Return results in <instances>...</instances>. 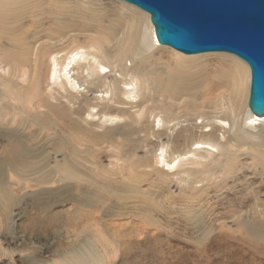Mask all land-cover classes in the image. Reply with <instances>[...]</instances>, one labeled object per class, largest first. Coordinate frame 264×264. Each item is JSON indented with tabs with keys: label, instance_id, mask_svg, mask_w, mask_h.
Returning a JSON list of instances; mask_svg holds the SVG:
<instances>
[{
	"label": "rangeland",
	"instance_id": "1",
	"mask_svg": "<svg viewBox=\"0 0 264 264\" xmlns=\"http://www.w3.org/2000/svg\"><path fill=\"white\" fill-rule=\"evenodd\" d=\"M57 1L35 0L24 14V10L14 8L22 15L10 18H1L3 13L0 8V55L7 50L12 54L18 48L26 47L29 50L34 48L33 53H36L46 42L53 45L55 40L50 39L56 37H69V40L77 36L82 40L87 35L100 32L111 39L102 27H114L115 22L123 18L129 21L135 13L124 8L123 5L129 4L120 0ZM84 31L85 34H82ZM121 33L123 38L119 39H126L127 33L135 35L128 29H122ZM160 55L171 59L165 51ZM222 55L228 54L206 53L199 67L207 70L216 68ZM143 58L144 55H137L132 66L139 63L135 69L149 77H155L153 72H171L169 85L173 92L177 84L183 83L182 78L194 75L198 70L197 67L185 68L180 64L174 66L175 70L153 67L156 57ZM0 76H4L0 77L2 93L10 86L8 82H3L7 80V71L0 70ZM26 82L22 80L21 86L26 88ZM207 90L208 86L200 85L196 94L200 98L203 92H207L204 99L217 93L224 96L230 94L224 89L213 94ZM154 97L147 104L149 107L161 102L158 94ZM0 102L3 105L0 110V144L6 143L9 132L22 135L38 132L34 126H25L26 121L23 126L22 114L26 106L14 93L10 99ZM114 106L127 111L117 125L127 123L139 129L134 138H129L131 142L122 143L121 138L108 141L72 131L66 132L68 140L64 142L62 137L54 138L51 131L39 133L36 139L33 138L32 144L36 147L45 145L52 174L50 179L56 180V183L45 187L57 190L74 183V177H66L54 169L56 163L68 160L74 175L82 178L80 191L66 189L70 199L53 208L51 227L48 229L52 231V237L37 240L28 236V232L20 229L23 218L18 208L12 210V222L0 212V264H51L59 261L60 256L54 255L52 248L45 250L40 258L34 251L39 253L42 247L55 244L62 231L78 227L93 229L94 235L103 241L106 250L103 264L109 261L112 264H264V160L259 156V150L230 147L234 153L246 154L241 153L226 172L211 178L208 170L195 172L192 182L186 178L165 177L156 172L162 163L155 165L152 157L155 153L160 154L161 146L166 148L171 145L176 131H166L164 136L157 137L161 128L148 114L136 113L138 108L129 105ZM177 112H186L183 105ZM92 122L95 132L102 134L106 131L98 129L100 122L97 120ZM151 123L155 131L153 134ZM114 126L112 123L111 127ZM66 146L68 150L64 149ZM17 173L22 175L19 171ZM60 177L67 183L58 182ZM11 181L16 182L15 179ZM135 188L144 193L135 192ZM31 189L25 193L38 190L35 187ZM12 191H16L17 196L21 195L15 185L0 189V210L6 208V200ZM25 202H22L21 208ZM59 211L70 213L72 218L66 222L58 214ZM43 231L46 230H40Z\"/></svg>",
	"mask_w": 264,
	"mask_h": 264
},
{
	"label": "bare ground",
	"instance_id": "2",
	"mask_svg": "<svg viewBox=\"0 0 264 264\" xmlns=\"http://www.w3.org/2000/svg\"><path fill=\"white\" fill-rule=\"evenodd\" d=\"M34 1L0 0L1 18L21 16L22 13H17L14 8L24 10V14ZM123 7L135 12L133 19L126 21L123 18L115 22L114 27L100 26L104 33L108 31L107 35L111 39L100 32L87 35L82 40L77 36L69 40V37H56L50 39L55 40L53 45L46 42L36 53H33L34 48L29 50L26 47L18 48L12 54L7 50L0 55V70L7 71L8 76L3 82H8L10 86L0 93V100H8L14 93L26 106L22 124L26 121L27 125L23 126H34L38 131L24 135L9 132L6 143L0 144V189L15 185L21 193L17 196L16 191H12L6 200V208L0 212L7 221L12 222V210L18 208L23 218L20 229L37 240L52 237V231L48 229L51 227L53 208L60 207L70 199L66 189L80 191L82 178L74 175L71 162L63 160L60 164L56 163L54 169L61 175L74 177V183L57 190L47 189L45 186L56 183V180L50 179L52 174L45 145L36 147L32 144L33 138L36 139L39 133L51 131L54 138L62 137L64 142L68 140L66 132L72 131L74 134L106 138L108 141L121 138L122 143L131 142L129 138H134L139 129L127 123L117 125L127 111L114 105L133 106L138 108L136 113L148 114L161 128L157 131V137L164 136L166 131H176L171 145L166 148L161 146L160 154L155 153L152 157L155 165L162 163L156 172L165 177L186 178L192 182V176L197 171H210L209 178L223 174L241 153L246 154L234 153L233 149H257L264 160V118L254 116L247 106L250 81L248 65L228 54L220 56L221 63L214 69L199 67L206 53L185 55L159 45L154 38L149 14L129 5ZM120 29H128L135 35L127 33L126 39H119L122 37ZM163 51L171 59H164L160 55ZM137 55H144L145 60L156 57L153 67L163 66L175 70L174 66L180 64L185 68L197 67L198 70L194 75L182 78L183 83L177 84L173 92L169 85L171 72H153L155 77H149L135 69L139 63L132 66ZM22 80L27 81L26 88L21 86ZM200 85L208 86L210 94L221 89L230 91V94L224 96L217 93L204 99L207 92H203L199 98L196 89ZM156 94L161 102L149 107L147 104L152 102ZM137 97L139 101H136ZM110 102L112 104L109 106ZM1 103L0 110L3 106ZM181 105L186 111L183 114L177 112ZM94 120L100 122L98 129L106 130L104 133L93 130ZM112 123L116 126L111 127ZM152 123L150 125L153 128ZM154 132L153 128L152 134ZM64 149L68 150V147ZM183 167L186 168L178 171ZM18 171L22 175L19 176ZM12 179L16 182L13 183ZM63 181L60 177L58 182ZM33 187L38 190L25 193ZM138 189L135 188V192L144 193ZM24 200L26 202L21 208ZM58 214L66 222L72 218L70 213L64 211ZM41 229L46 231L40 232ZM94 234L93 229L80 227L62 231L55 244L42 247L39 253L32 251L40 258L45 250L52 248L54 255L60 257L59 261L51 264H103L105 246ZM108 264H112V261Z\"/></svg>",
	"mask_w": 264,
	"mask_h": 264
},
{
	"label": "water",
	"instance_id": "3",
	"mask_svg": "<svg viewBox=\"0 0 264 264\" xmlns=\"http://www.w3.org/2000/svg\"><path fill=\"white\" fill-rule=\"evenodd\" d=\"M149 14L156 42L185 55L227 53L250 69L248 109L264 118V0H120Z\"/></svg>",
	"mask_w": 264,
	"mask_h": 264
}]
</instances>
